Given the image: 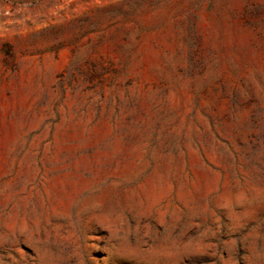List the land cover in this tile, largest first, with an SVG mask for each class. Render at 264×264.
<instances>
[{
    "label": "rangeland",
    "instance_id": "obj_1",
    "mask_svg": "<svg viewBox=\"0 0 264 264\" xmlns=\"http://www.w3.org/2000/svg\"><path fill=\"white\" fill-rule=\"evenodd\" d=\"M0 264H264V0H0Z\"/></svg>",
    "mask_w": 264,
    "mask_h": 264
}]
</instances>
